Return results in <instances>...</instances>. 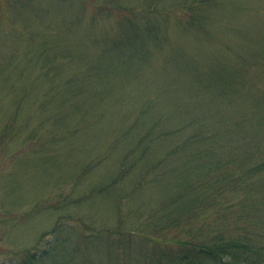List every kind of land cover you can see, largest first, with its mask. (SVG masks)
<instances>
[{
	"label": "trees",
	"instance_id": "obj_1",
	"mask_svg": "<svg viewBox=\"0 0 264 264\" xmlns=\"http://www.w3.org/2000/svg\"><path fill=\"white\" fill-rule=\"evenodd\" d=\"M53 1L65 9L41 18L51 0H0V23L9 12L11 26L42 24L0 28V88L20 89L17 113L38 111L9 116L0 146L31 127V155L58 168L24 219L57 214L49 238L0 264H264V0ZM173 48L193 61L185 94L171 76L132 98L129 80ZM168 87L178 93L165 101ZM92 124L101 136L83 141Z\"/></svg>",
	"mask_w": 264,
	"mask_h": 264
},
{
	"label": "rangeland",
	"instance_id": "obj_2",
	"mask_svg": "<svg viewBox=\"0 0 264 264\" xmlns=\"http://www.w3.org/2000/svg\"><path fill=\"white\" fill-rule=\"evenodd\" d=\"M233 1V0H232ZM231 2V1H230ZM244 6L243 3H240L238 6H231L226 9L233 10V9H243L238 8ZM38 9L39 15L41 18L44 17V15L47 13L46 9H49V13L53 12L52 9H65L64 6H59L57 3H55L53 0H51V3H43L42 6H40ZM5 10V9H4ZM88 12H90V9L88 8ZM87 12V13H88ZM0 13H4L0 10ZM9 12L7 13L9 17ZM7 15L2 18L1 20V29H14L12 32L16 34V31L18 33H21L22 35H27L30 31L34 29H40L39 26L42 24L39 21H29L27 24H18L15 26H11L6 19ZM59 14V18H61ZM1 19V16H0ZM250 24H252L254 21L251 20V18H248L246 20ZM8 22V23H7ZM61 20L57 22L56 25H60ZM68 27L72 28V24L70 21L67 22ZM21 25V26H19ZM74 25V24H73ZM109 25L107 22L105 26ZM248 25V24H247ZM227 26H232L231 23H228ZM233 29V28H231ZM82 31L78 32L77 35L73 36L71 39L73 41H81L83 40L84 36V28H81ZM264 30V25H263ZM248 34H250V31H248ZM191 38V37H190ZM25 40V36L23 38ZM250 41H252V44H254L255 39L250 38ZM179 43L182 42L185 44L186 47L190 48L188 49L187 53H196L195 45L197 46V43H193L194 46L190 47L187 43L186 37L181 38V40L178 41ZM208 45V44H206ZM195 47V48H194ZM206 49L205 47H201ZM170 60H167V63H164L160 68L154 69V65L149 64L148 70H147V76L145 77L144 74H141L137 78H132L129 81L132 83L131 85V94L134 95L135 99H138L141 93L146 89L155 90L161 88L163 85V80L165 78L174 76L176 81H179V84L172 80L178 87L181 89L182 93L185 94L184 91V83L186 80H188V74L186 73V68L188 65H190L193 61L187 57V54H184L182 52L180 55L176 49H172V51L168 54ZM179 55V56H176ZM195 55V54H194ZM5 75L7 73H4ZM16 73H9L7 76V81H11L13 78H15ZM116 76V72H110L105 73L103 76H101V80L99 81L100 86L99 88H107L108 85L112 82V79ZM18 76L16 75V78ZM100 78V77H99ZM98 78V79H99ZM146 79L147 81H144ZM18 80V78H17ZM21 81L18 82L17 88L21 86ZM108 83V84H107ZM182 83V84H181ZM125 86L128 88V85L125 84ZM182 86V87H181ZM121 87L116 84V90H119ZM1 89V88H0ZM20 89H16V91H9V89L6 87L2 88L0 90V138H1V132L2 127L4 124H6L5 121H9V116L12 115H18V121L19 123H23V119H26L29 117V115H32L34 118L38 111L36 104L33 105L32 109L27 110V106L25 109H19L21 113H17L15 106L11 102V96L14 95L15 92H19ZM20 93V92H19ZM178 93V90L175 92L174 88L168 87V89L165 92L164 100H169L173 96H176ZM164 101V102H165ZM165 107H167V103H164ZM107 106V105H105ZM30 111V112H29ZM29 119V118H28ZM41 120L42 118L39 117ZM102 119V118H101ZM22 121V122H21ZM37 118V124L38 122ZM36 122H34L35 125ZM33 125V124H32ZM36 126V125H35ZM96 126V124L90 125L85 130L84 137L82 140H90V138H98L101 136L100 132L95 129L92 133L89 134V129ZM37 127V126H36ZM33 128V127H32ZM31 129V127H30ZM22 129L21 132L16 137H12L9 141H4L3 146H0V262L7 261V259L10 256V253H15L18 250L22 249H30L34 248V246L39 242V247H41L46 238H49V230L55 223V219L57 217V214H51L46 211H40L36 213H32L30 215V218L24 220L29 213L33 211V207L36 205V203L39 200H42L44 197H47L48 193L47 190L49 187H51V183L54 181V179L58 178V171L55 173L54 176H51L50 179H53L52 181H48L46 178V171L47 168L52 169L54 167V163L50 165L48 162V165L42 161V158L40 156H34L31 155V146H28V143L25 142L23 139H25V136L28 135L29 130ZM45 125L42 126V128L39 130V132H44ZM94 137V138H93ZM14 141L13 144L10 146L11 141ZM35 140L37 141L36 137ZM27 141V140H26ZM6 145H9V147H5ZM33 145V144H32ZM86 145V144H85ZM75 160V159H74ZM66 164H72L71 161L67 162ZM52 169V170H57ZM88 180L84 182L83 186L87 184ZM90 181L89 183H91ZM70 190V186L68 184L63 185V191L67 192ZM22 201L21 203H18L16 201ZM98 202L101 201V197L97 200ZM18 204V206L15 205ZM107 204L104 205V202H102L101 205L97 204L96 208L99 212V214L103 216L112 215L111 209ZM24 220V221H23ZM41 241V242H40Z\"/></svg>",
	"mask_w": 264,
	"mask_h": 264
}]
</instances>
